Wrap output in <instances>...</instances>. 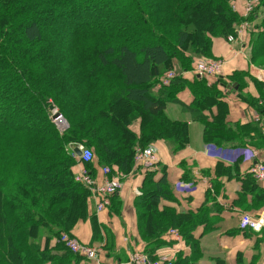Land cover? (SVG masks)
I'll use <instances>...</instances> for the list:
<instances>
[{"label":"trees","instance_id":"16d2710c","mask_svg":"<svg viewBox=\"0 0 264 264\" xmlns=\"http://www.w3.org/2000/svg\"><path fill=\"white\" fill-rule=\"evenodd\" d=\"M239 2L0 0V264L74 257L60 238L87 217L89 192L75 180L73 168L80 161L75 148L94 151L93 161L85 164L89 169L97 158L101 166L125 174L138 148L158 140L172 152L188 145V124L166 114L187 82L177 78L155 88L174 67L190 71L210 58L214 38L234 34L243 21L242 11L232 8ZM125 9L136 17L135 24L113 20V13ZM252 53L264 67V31L255 36ZM188 85L195 100L184 109L204 122L206 141H216L221 149H244L227 133L237 125L205 121L203 111L218 102L215 87L205 79ZM248 102L264 110V103ZM52 105L68 129L53 121ZM138 119L139 136L130 129ZM166 185L164 177L154 192L138 198L144 206L155 205L152 215L164 230L173 214L159 212L156 205L171 195ZM53 239L56 252L48 247Z\"/></svg>","mask_w":264,"mask_h":264},{"label":"crops","instance_id":"0c3cea01","mask_svg":"<svg viewBox=\"0 0 264 264\" xmlns=\"http://www.w3.org/2000/svg\"><path fill=\"white\" fill-rule=\"evenodd\" d=\"M239 1V10L243 11L244 1ZM258 9L254 18L251 15L242 21L248 25L235 34L237 43L231 44L229 36L213 39L210 58L222 59L225 65L219 77L205 78L207 85L219 93L218 102L203 111L205 121L237 125L227 133L232 142L245 148L221 149L216 141H206L204 122L194 121L184 109L192 107L195 100L188 83L201 78L194 70L183 71L186 86L176 95L179 102L167 104L166 114L171 120L188 124V145L172 152L166 141L158 140L154 143L158 147L156 163L147 167L134 162L132 170L125 174L119 173L117 167L101 166L96 158L89 170L92 176L103 181V169L112 168L110 176H119L122 188L102 212L97 211L96 200L88 192V215L70 234L96 247L98 257L89 260L74 255L71 260L56 258L57 262L46 264H132L137 253L173 264H264V229L256 232L241 228L244 217L258 218L264 212V183L256 181L250 172L256 163H264V110L258 111L248 102L264 103V67L252 60L254 38L264 31V6ZM161 88L157 85L155 90ZM130 129L139 136L141 120ZM252 152L257 153L253 159L249 154ZM84 166L78 161L74 174ZM164 177L171 195L161 199L156 209L173 214L168 230L160 227L161 221L155 223V205L138 202L145 192H154ZM187 184L190 187H184ZM147 213L150 220L144 218ZM48 247L56 252L58 241L51 240Z\"/></svg>","mask_w":264,"mask_h":264},{"label":"built area","instance_id":"2783aa9c","mask_svg":"<svg viewBox=\"0 0 264 264\" xmlns=\"http://www.w3.org/2000/svg\"><path fill=\"white\" fill-rule=\"evenodd\" d=\"M243 2L244 9L242 11L243 20H246L250 17L260 6L262 0H241ZM234 11L239 10L238 3H234L232 5ZM248 24L239 25L234 34L229 35L228 41L232 43H237L235 38V34L239 32L241 29L245 28ZM225 62L222 59H200L196 62L194 71L195 74L201 79L210 78V77H219L223 73ZM182 73L178 70H169L164 75L160 77V87H168L171 85L172 81L177 78H182ZM63 124V123H61ZM62 128H67L62 127ZM82 150V155L80 159L83 164H89L93 161L94 153L89 148L84 146L79 147ZM248 155V151L244 152V154ZM158 147L156 144H149L147 147L138 148L135 156V163L142 164L144 166L150 167L157 161ZM251 159L257 156L256 152L249 153ZM87 167L84 168L75 175V180L83 187H85L90 194L96 200V208L98 212L104 211L107 207L111 205V198L115 194H117L122 188L121 179L118 177H111V169L109 167H105L103 169V173L106 175L105 180L99 181L97 178L93 177L92 174ZM253 177L256 181L260 183H264V163H256L252 166L250 170ZM111 178H109V177ZM184 187H190L189 184ZM241 228L243 229H251L256 232H260L264 229V213L259 218L253 217H244L241 221ZM172 233H177L176 231H172ZM60 242L64 244V246L70 250L75 255H80L89 260H96L98 257V249L96 247L86 245L81 243L78 239L73 237L71 234L64 233ZM132 264H173L172 262H163L150 259L147 254L137 253L133 255L131 259Z\"/></svg>","mask_w":264,"mask_h":264},{"label":"rangeland","instance_id":"374dc122","mask_svg":"<svg viewBox=\"0 0 264 264\" xmlns=\"http://www.w3.org/2000/svg\"><path fill=\"white\" fill-rule=\"evenodd\" d=\"M112 8H113V6H112ZM113 15V20L116 22V21H120V22H118V23H121V24H126V23H128V24H135V20H136V17L130 12V11H128V10H124V12H121L120 13V15H118V14H116V13H113L112 14ZM208 59H213V58H208ZM194 68H195V63L193 64V67L191 68V70L190 71H192V70H194ZM173 70H178L179 72H183L182 70H180L177 66L176 67H174V69ZM189 71V72H190ZM160 84V80L158 81V84L157 85H159ZM160 86V85H159ZM55 112H57L58 113V110H56V108H55V110H54ZM54 111H52V118H53V116H54ZM61 117L63 118V120H64V124H61V122H56V121H54L56 124H57V126L61 129V130H64V129H68L69 128V124H68V122H67V120L62 116V114H61ZM67 127V128H62V127ZM91 150V149H90ZM94 152V151H93ZM74 153H75V149H74ZM76 154V153H75ZM77 157H79L78 155H76ZM80 158V157H79ZM80 162L82 163V161H81V159H80ZM83 164V163H82ZM83 165H85V164H83ZM86 169H88V170H90L88 167L86 168ZM253 176V175H252ZM256 180V179H255ZM264 213V212H263ZM262 213V214H263ZM260 217V216H259ZM258 217V218H259Z\"/></svg>","mask_w":264,"mask_h":264},{"label":"water","instance_id":"95a60500","mask_svg":"<svg viewBox=\"0 0 264 264\" xmlns=\"http://www.w3.org/2000/svg\"><path fill=\"white\" fill-rule=\"evenodd\" d=\"M50 110L51 111H54L55 110V107L53 105L50 106ZM60 118H61V114L54 111L53 120L56 121V122H58V120ZM75 153H76V155H78L80 157L82 155V150L79 147H77V148H75Z\"/></svg>","mask_w":264,"mask_h":264},{"label":"bare ground","instance_id":"6f19581e","mask_svg":"<svg viewBox=\"0 0 264 264\" xmlns=\"http://www.w3.org/2000/svg\"><path fill=\"white\" fill-rule=\"evenodd\" d=\"M58 121L64 124V120L62 117Z\"/></svg>","mask_w":264,"mask_h":264}]
</instances>
